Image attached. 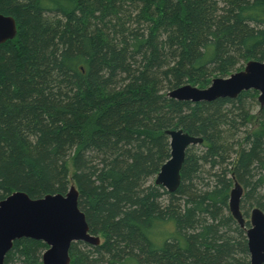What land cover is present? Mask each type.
<instances>
[{"label": "trees", "instance_id": "obj_1", "mask_svg": "<svg viewBox=\"0 0 264 264\" xmlns=\"http://www.w3.org/2000/svg\"><path fill=\"white\" fill-rule=\"evenodd\" d=\"M0 13L17 28L0 44V200L75 186L103 241L73 242L69 264H250L222 211L231 172L263 207L254 172L264 167V106L250 113L247 91L190 105L163 88L203 87L264 61V0H0ZM247 124L229 156L222 132ZM166 129L201 136L204 148H186L172 193L147 184L170 157ZM45 248L15 240L4 263L42 264Z\"/></svg>", "mask_w": 264, "mask_h": 264}, {"label": "water", "instance_id": "obj_2", "mask_svg": "<svg viewBox=\"0 0 264 264\" xmlns=\"http://www.w3.org/2000/svg\"><path fill=\"white\" fill-rule=\"evenodd\" d=\"M17 32L13 16L0 13V44L12 39ZM258 92L257 101L264 106V62L251 59L244 67L226 78H214L210 86L199 89L189 84L169 94L178 100L210 101L215 98H235L242 91ZM169 137L170 157L161 165L154 183L172 192L180 181V170L185 149L201 143L199 137L190 136L180 129L166 130ZM240 185L234 182L228 198V209L243 224L238 210ZM79 193L70 185L64 193H46L31 198L23 191H13L0 200V264L15 239L29 238L42 241L47 248L41 255L43 264H69V250L73 242L99 244V236L90 233L84 213L78 207ZM250 264L264 263V215L254 208L250 214V227L246 231Z\"/></svg>", "mask_w": 264, "mask_h": 264}, {"label": "rangeland", "instance_id": "obj_3", "mask_svg": "<svg viewBox=\"0 0 264 264\" xmlns=\"http://www.w3.org/2000/svg\"><path fill=\"white\" fill-rule=\"evenodd\" d=\"M260 61V60H259ZM262 62H264V61H262ZM246 63V62H245ZM245 63L244 62H242V63H240V64H234L232 67H231V69L230 70H228L227 71V74L228 75H220V74H217V75H214V76H212L211 78H210V82H209V84L208 85H206V86H203V87H201L200 85H193L192 83H185V82H183L182 84H180V85H177L176 87H169V86H167V87H165V88H163V91H164V94H165V97L166 98H168V99H173V100H175V101H182V102H188L190 105H192V104H195V103H211V102H214V101H216V100H218V99H228V100H235L237 97H238V95L240 94H238L237 95V97H235V98H221V97H219V98H215V99H213V100H210V101H207V100H204V101H194V100H178V99H175V98H172L171 96H170V92L171 91H173L174 89H176V88H178V87H180V86H183V85H187V84H189V85H191V86H194V87H197V88H199V89H203V88H207L208 86H210V84H211V81L214 79V78H217V77H219V78H226V77H228L230 74H232V73H234V72H237V71H239V70H241L243 67H244V65H245ZM242 66V68H240ZM164 67H162L161 69H163ZM240 68V69H239ZM160 81H161V85H166L165 83V79L163 78V77H161L160 78ZM247 92H248V95H244L243 97H242V100L240 101V103L242 104V105H244V106H246L247 108H248V110L250 111V113H252V114H254V112L258 109V106H259V103H258V101H257V95H258V92L257 91H255V90H253V89H249V90H246ZM243 92V91H242ZM255 95V96H252V95ZM226 106L224 105L223 107H225V109H228V108H230V104L226 101ZM241 106V105H240ZM236 107H237V105H236ZM231 108H232V105H231ZM251 123H252V121H251ZM226 126V125H225ZM251 126H252V124H247V126L246 125H243V126H240V131H238L237 133L235 132L234 133V136H233V133H231V132H227L226 130L229 128H227L226 130H224V132H222V137H224L223 139L227 142V143H231L232 144V142H234V145L232 146V151H231V153H230V155L229 156H233V157H235V154L233 153L234 151H237L238 149H239V147H238V144H239V141H241L240 140V138H242L244 135H247V134H244V131L248 128V127H250V129H251ZM227 127V126H226ZM225 127V128H226ZM222 129H224V126L222 127ZM166 130H168V129H166ZM165 130V131H166ZM248 130V129H247ZM247 132V131H246ZM201 137V136H200ZM202 138V137H201ZM188 149V148H187ZM196 149V153L198 154L199 153V155H201L202 153H203V147L202 146H200V143H197V144H195V146H194V150ZM231 159H233V158H230L229 160H231ZM203 169V171L204 170H206L207 168H202ZM226 169H227V167H226ZM256 175L254 176V177H256L257 175L258 176H262V177H264V167H262V168H257V169H255V172H254ZM201 176H202V178L204 179V180H200V181H196V185H197V187L198 188H203V185L204 184H206V183H208V179L207 178H205L206 177V175H205V173L204 172H202L201 173ZM154 177L155 176H151V177H149L148 178V180H147V184L148 183H154ZM227 178H229L230 180H231V183H232V186H231V188L233 187V184H234V182H237L239 185H240V196H239V204H238V210H239V212H240V214H241V219H242V221H243V224L242 225H240V223L236 220V218H234L233 216H232V214H231V212H230V210L228 209V199H227V204H226V206L224 207V210L222 211V215L224 216V217H228L229 219H230V231H229V233L231 234V236H234V237H241V238H243V240H245V242H246V240H247V235H246V231H247V229L250 227V214H251V210L252 209H254V208H257V209H259L261 212H262V214L264 215V198H263V202H261L262 204H263V207L262 206H259V203L258 202H256L254 199H253V193H252V191H251V188L249 187V186H247V185H245V184H243L239 179H236V177H235V174L234 173H230V174H228V176H227ZM179 184H180V181H179ZM70 186V185H69ZM179 186V185H178ZM178 186H177V188H178ZM69 188V187H68ZM176 188V189H177ZM175 189V190H176ZM68 190V189H67ZM165 191H167V189L165 188L164 189ZM175 190H173L172 192H174ZM229 191H230V189H229ZM167 192H169V193H172V192H170V191H167ZM257 192H259L260 194H264V186H262L261 188L260 187H258V189H257ZM25 193V192H24ZM32 198V197H31ZM37 198V197H36ZM229 198V197H228ZM167 198H166V195L165 194H163V196H161V198H160V203L161 204H164L167 200H166ZM249 205V206H248ZM261 205V204H260ZM247 209V212H245V210ZM237 230V232L238 233H236V231H234V230ZM99 236V238H100V240H99V244L100 243H102V241H103V238L100 236V235H98ZM83 243H85V242H83ZM86 244V243H85ZM98 244V245H99ZM86 245H91V244H89V243H87ZM93 245V244H92ZM94 246H96V245H94ZM246 250H247V253H246V257H247V260L249 261V259H250V253H249V251H248V248H247V245H246ZM264 264V263H263Z\"/></svg>", "mask_w": 264, "mask_h": 264}, {"label": "flooded vegetation", "instance_id": "obj_4", "mask_svg": "<svg viewBox=\"0 0 264 264\" xmlns=\"http://www.w3.org/2000/svg\"><path fill=\"white\" fill-rule=\"evenodd\" d=\"M262 107H263V106H262ZM201 139H202L201 142H203V138H201ZM184 158H185V155H184ZM230 189H231V188H230ZM229 192H230V191H229ZM89 231H90V230H89ZM90 233H92V232L90 231ZM92 234H93V233H92ZM95 235H96V234H95ZM23 238H24V237H23ZM20 239H22V238H20ZM99 239H100V238H99ZM15 240H18V239H15ZM15 240H14V241H15ZM14 241H13V242H14ZM35 241H37V240H35ZM13 242H12V245H13ZM41 242H42V241H41ZM44 244H45V243H44ZM86 244H87V243H86ZM45 245H46V244H45ZM246 245H247V240H246ZM91 246H94V245L91 244ZM11 247H12V246H11ZM46 248H47V245H46ZM46 248H45V249H46ZM10 249H11V248H10ZM10 249H9V250H10ZM45 249H43V250L41 251V255H42V253H43V251H44ZM6 254H7V253H6ZM41 255H40V261L42 262V260H41ZM5 256H6V255H5ZM4 261H5V257H4ZM4 261H3V264H5ZM249 263H250V262H249Z\"/></svg>", "mask_w": 264, "mask_h": 264}, {"label": "bare ground", "instance_id": "obj_5", "mask_svg": "<svg viewBox=\"0 0 264 264\" xmlns=\"http://www.w3.org/2000/svg\"><path fill=\"white\" fill-rule=\"evenodd\" d=\"M260 106V105H259ZM175 130H177V129H175ZM181 130V129H180ZM166 134V133H165ZM188 134V133H187ZM167 135V134H166ZM168 136V135H167ZM190 136H192V135H190ZM194 137H197V136H194ZM200 138V137H199ZM190 145H195V144H190ZM190 145H188V147L190 146ZM186 150V149H185ZM155 179V178H154ZM162 187V186H161ZM165 189V188H164ZM43 264V263H42Z\"/></svg>", "mask_w": 264, "mask_h": 264}]
</instances>
